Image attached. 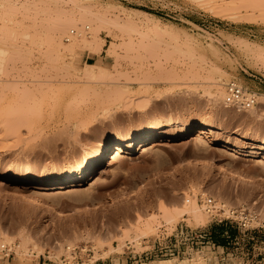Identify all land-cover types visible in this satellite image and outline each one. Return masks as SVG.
<instances>
[{
	"label": "rangeland",
	"instance_id": "obj_1",
	"mask_svg": "<svg viewBox=\"0 0 264 264\" xmlns=\"http://www.w3.org/2000/svg\"><path fill=\"white\" fill-rule=\"evenodd\" d=\"M231 81L258 93L256 112L227 95ZM221 88L229 102L216 99ZM193 124L215 138L140 144L96 182L40 189L137 132ZM236 135L264 141V0H0V259L264 264V230L217 215L226 204L264 218V149L248 160L246 148L219 147ZM32 180L36 188L23 187ZM34 190L56 210L35 205ZM188 200L202 208L200 222Z\"/></svg>",
	"mask_w": 264,
	"mask_h": 264
},
{
	"label": "bare ground",
	"instance_id": "obj_2",
	"mask_svg": "<svg viewBox=\"0 0 264 264\" xmlns=\"http://www.w3.org/2000/svg\"><path fill=\"white\" fill-rule=\"evenodd\" d=\"M68 29L71 31H74V30L70 29V27H66L63 31L66 33L69 31ZM53 48H55L57 51H61L62 49L64 50V52L70 51V47L63 46L62 44L58 43L57 41L53 42ZM74 51H75V53L73 55ZM74 51L72 52L71 58L73 61L77 62L79 60V57H80V55H78L80 52V49L79 48L74 49ZM97 72L95 70H93L92 68H90V69L88 68V70L86 71V74L89 76V78H91L92 80L93 79L95 80L96 78L98 79L101 76L100 71H99V75L97 74V76H96ZM103 72L104 73L102 75L105 76L106 72L104 70H103ZM216 73H218V72H216ZM219 74H220V72L218 73V75ZM218 79L220 80V77ZM214 82H216V80ZM225 92L226 91L222 88L220 90H218V92L216 94V97H217L216 99H223V101H228L229 99H228V97H226L227 92L226 93ZM215 93H216V91H215ZM118 94L119 95L121 94L119 96V97H121V101L123 99H125V96H128V94L126 95V93L122 92V90L119 91ZM227 95H229V94L227 93ZM250 107H251V105H249V107L247 109H249ZM256 107L255 108L251 107L250 111L252 113L254 111L256 112V110H255V109H257ZM194 135H196V137H199V138H204V137L215 138V130L211 126L193 124V125L186 126L185 128H182L180 130L171 129V130H167V131L165 130L164 131L162 129H159V131L155 132V133L154 132L150 133V131L137 132V133L131 135L126 142L118 145L117 147H115L113 149H110V150L105 149V148L101 149V151L97 153L96 159L92 163H90L81 172L74 173L72 171H69V172H65L63 174L51 177L49 184H47L45 186L44 185L40 186V189H42L44 191H53V192H56V194H65L72 185H79L81 183L86 182L87 180H95V182L98 181L100 179V176H98V175H100V173L102 172L104 165H106L107 163L109 164V166L114 165L119 160L124 159L126 156H128L132 152L136 151V149L138 148V146L140 144L143 145L144 151H151L163 143L170 142V141H173L176 139H188ZM242 144H246L248 146H244ZM219 147L224 148L226 150L234 151L235 153H239L244 148H246L248 153H249V154H247V157H248L247 159L250 160L251 158L254 157V154L258 153L259 149H262V150L264 149V141H257V140L251 139V138H247L246 136L236 135L235 144H232L230 142H219ZM263 158H264V155H263ZM196 161L199 165L203 166L206 169H208L209 166H211V162L206 160V159H200L199 158ZM101 162H102V166L100 165ZM192 163L195 164L194 162L189 161L188 165H191ZM219 165L222 167V170L225 171L227 173V175H229L230 177L244 178L243 176H245L244 174L240 173L239 171L234 170L233 169L234 167L231 166L230 164L226 163V162L221 161V162H219ZM184 166H182V165L178 166V167L176 166L175 168L181 169V167H184ZM246 180L252 184H256V181H257V179L255 180V177H251V176L246 178ZM95 182L91 183V185H90L91 192L98 189L97 184ZM35 183H37V181L32 180L29 184H26V186L23 185V187H25L26 189H28L30 187L36 188ZM31 196H32L31 200H33L36 203L35 205H40L47 212L54 210V206L52 205L53 203L43 199L42 195L39 191H37V190L31 191ZM188 202L190 203V205H189L190 208L189 207H188L189 209L187 208L189 210V212L187 211L188 214L192 213L191 215L193 216V218L199 222L201 220H203L204 219V213L202 211V208L196 203V201L188 200ZM97 204H94V205L92 204L91 206H88L87 208H91V209L96 208L97 209L99 207ZM187 212L185 211V213H187ZM173 214L174 213L172 212V215ZM169 215H170V213H169ZM172 215L169 217L170 221L174 219V217H172ZM1 237L2 236L0 235V238ZM24 241L26 243V240H24ZM1 245H2V243H1ZM24 248H25V246H24ZM181 263H183V262H181ZM184 264H187V263L185 262ZM194 264H201V261L198 260Z\"/></svg>",
	"mask_w": 264,
	"mask_h": 264
},
{
	"label": "built area",
	"instance_id": "obj_3",
	"mask_svg": "<svg viewBox=\"0 0 264 264\" xmlns=\"http://www.w3.org/2000/svg\"><path fill=\"white\" fill-rule=\"evenodd\" d=\"M74 34L75 30L71 31L70 36L66 37V41H69L70 37ZM227 92L237 105H252L257 103L258 93L243 88L235 81L227 84ZM217 215L221 218V222H234L239 228H259L264 230V218H261L256 212L249 210L245 206L227 207L224 204L219 208Z\"/></svg>",
	"mask_w": 264,
	"mask_h": 264
},
{
	"label": "crops",
	"instance_id": "obj_4",
	"mask_svg": "<svg viewBox=\"0 0 264 264\" xmlns=\"http://www.w3.org/2000/svg\"><path fill=\"white\" fill-rule=\"evenodd\" d=\"M225 228H227V227H223L221 229V231L223 232V235L221 237L224 239V241H226L227 238L229 237V236H226V234H224ZM225 233H227V232H225ZM0 264H58V263H54L50 260L44 259L43 257H39L37 259H33L32 261H24V262L15 261L14 258L13 259L1 258ZM96 264H106V263L104 261H102V262H100V263L98 262Z\"/></svg>",
	"mask_w": 264,
	"mask_h": 264
}]
</instances>
